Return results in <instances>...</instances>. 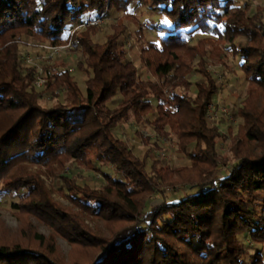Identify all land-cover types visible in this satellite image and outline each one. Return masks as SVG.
Wrapping results in <instances>:
<instances>
[{
    "label": "trees",
    "instance_id": "obj_1",
    "mask_svg": "<svg viewBox=\"0 0 264 264\" xmlns=\"http://www.w3.org/2000/svg\"><path fill=\"white\" fill-rule=\"evenodd\" d=\"M146 0H0V198L20 217H34L85 256L72 264H264L261 253L246 260L239 236L264 246V7H236V0H148L160 10L159 42L140 48L150 77L141 80L120 42L124 26L113 27L105 43L93 37L99 26L70 35L83 20L111 10L127 13ZM250 4V3H249ZM209 35L196 46L195 33ZM24 38L51 46L71 44L80 60L74 71L88 79L83 92L66 68L46 69L36 87L35 68L23 69ZM227 46L241 59L249 88L238 111L242 123L232 139L233 160L219 154L224 137L207 116L222 84L208 71L207 44ZM64 67V66H62ZM203 81L190 93L191 78ZM41 89V90H40ZM174 91L169 97L168 93ZM64 104L42 105L43 98ZM114 106V107H112ZM84 109L83 118L69 119ZM148 123L162 139H177L190 166L174 172L138 158L115 130L130 115ZM149 117L152 120L149 121ZM109 163L106 185L92 189L62 174L72 163L95 170ZM61 184L68 206L55 201L42 173ZM225 167H229L226 171ZM178 177L171 182L172 174ZM186 186L197 193L164 201L147 211L161 188ZM92 222L122 226L106 236ZM53 238L23 232L9 239L0 231V264H66Z\"/></svg>",
    "mask_w": 264,
    "mask_h": 264
},
{
    "label": "rangeland",
    "instance_id": "obj_2",
    "mask_svg": "<svg viewBox=\"0 0 264 264\" xmlns=\"http://www.w3.org/2000/svg\"><path fill=\"white\" fill-rule=\"evenodd\" d=\"M245 5H250L252 7V12H255L257 7H264V0H236V7L244 8ZM163 20L159 8L150 4L148 0L145 1L144 5L133 2L127 13L111 10L109 14L106 15L105 22L99 25L100 32L93 37V40L101 44L105 43L106 36L113 33V27L124 26L126 31L120 37L121 45L126 51L129 60L136 65L139 78L145 81L150 75L140 62V48L149 42H159L157 25H163ZM145 24H148V27H145ZM208 36L207 34L197 32L190 38V44L196 46L201 40ZM213 43L214 44H207L206 46L208 50L207 66L212 77L222 84V89L214 96L212 101V104L215 106L213 111H217V116L219 117L218 121L212 124H217L220 132L224 136L218 143L219 154L233 160V155L230 152L233 144L232 139L238 136L239 133L238 129L239 125L242 123V119L238 111L242 108L244 100L247 97L249 85L240 68L241 59L233 56L227 49V46L217 41H213ZM43 44L46 43H38L28 38L22 40L20 55L22 57L23 69L28 70L30 68H35L37 78L39 76L45 78L46 69L51 71L55 69L58 70L59 68L75 69L77 62L81 58L79 52L73 53L70 50V54H62L58 57L43 59L42 57L47 55L40 50V45ZM37 68L42 70L41 75L40 72L38 74ZM71 73H74V80L78 83L80 89L85 92V83L88 79L87 75L78 70ZM190 80L193 84L190 93L195 95L197 92L196 85L202 82L203 79L199 74H195ZM173 92L172 90L168 93L169 97L172 96ZM64 97L65 93L61 91L57 100L43 98L41 104L52 105L58 103L63 105L65 102ZM259 106L264 111L263 99H259ZM222 110L228 112V116H224ZM83 115L84 109H75L70 112L69 119L77 121L82 119ZM150 120H152V117H149V121ZM114 133L118 138L127 143L138 158L145 159L148 172L151 169L152 163L155 161L161 163L159 166L160 168H167L171 172H174L176 169L190 166L189 157L179 152L177 139L175 137H171L168 140L159 138L154 133L153 127L150 124H137L132 114L128 120L118 126ZM32 170L42 173L41 175L46 186L52 193V198L68 206L66 198L60 192L61 184L57 178L47 173L45 169L33 167ZM225 170L228 171L229 167H225ZM61 173L75 177L79 185H87L92 189H101L106 185L104 173L115 176L114 169L106 162L97 164L95 170H88L83 166L80 167L70 163ZM171 177V182L178 183L176 174L173 173ZM191 193H197V191L187 188L186 186H168L166 188H161L160 193L153 196L150 205L147 207V211L152 207H160L164 201H176ZM17 201L18 198L10 193H5L0 198V231L6 238L16 239L19 237L20 233L29 232L31 229L32 232H36L45 238H53L52 242H54L57 251L56 256L66 264L85 262V256H83V254L74 250L68 242L59 236L54 235L46 224L34 217L18 216L11 206L12 203ZM91 225L99 228L107 237L111 235L112 231L122 226L121 224L111 226L104 222H92ZM239 240L245 248L246 260H249L252 255L257 253H261L264 258V246L253 244L247 234L239 236Z\"/></svg>",
    "mask_w": 264,
    "mask_h": 264
},
{
    "label": "built area",
    "instance_id": "obj_3",
    "mask_svg": "<svg viewBox=\"0 0 264 264\" xmlns=\"http://www.w3.org/2000/svg\"><path fill=\"white\" fill-rule=\"evenodd\" d=\"M105 22V15L95 19V20H83L79 25H76L75 27H73L70 30V35H73L76 32H80L84 29H86L87 26H99L102 25ZM145 27H148V24H145ZM40 50L42 52H44L45 55L44 57H42L43 59H50L53 57H58L62 54H70L71 53V44L68 43L66 45H62V46H51V45H47V44H43L40 45ZM67 70L71 73L74 71V69L71 68H67ZM38 74L40 72V75L42 74V70L37 68ZM45 85V79L42 78L41 76L38 77L37 81H36V87L41 88ZM214 105L212 104V102L208 105V109H207V116L209 118V120L214 123L215 121H218L219 117L218 112H214ZM222 113H224V116H228V112H226L225 110H222ZM232 119V118H231ZM164 155V154H161Z\"/></svg>",
    "mask_w": 264,
    "mask_h": 264
}]
</instances>
